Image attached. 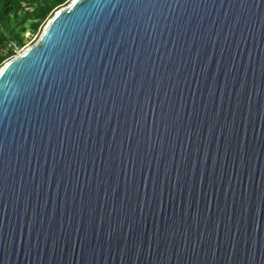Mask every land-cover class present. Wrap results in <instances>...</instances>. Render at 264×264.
I'll return each instance as SVG.
<instances>
[{
    "label": "water",
    "instance_id": "95a60500",
    "mask_svg": "<svg viewBox=\"0 0 264 264\" xmlns=\"http://www.w3.org/2000/svg\"><path fill=\"white\" fill-rule=\"evenodd\" d=\"M0 264H264V0H70L0 66Z\"/></svg>",
    "mask_w": 264,
    "mask_h": 264
},
{
    "label": "trees",
    "instance_id": "16d2710c",
    "mask_svg": "<svg viewBox=\"0 0 264 264\" xmlns=\"http://www.w3.org/2000/svg\"><path fill=\"white\" fill-rule=\"evenodd\" d=\"M69 1L0 0V66L24 46L26 32L35 33Z\"/></svg>",
    "mask_w": 264,
    "mask_h": 264
},
{
    "label": "rangeland",
    "instance_id": "374dc122",
    "mask_svg": "<svg viewBox=\"0 0 264 264\" xmlns=\"http://www.w3.org/2000/svg\"><path fill=\"white\" fill-rule=\"evenodd\" d=\"M45 23H46V22H45ZM42 28H43V26H42L39 30H37L35 33H33V34H30L29 32H26V34H25V38H26V40H25V44H24L23 47H26L27 45L33 43V42L37 39V37L39 36V34H40ZM23 47H22V48H23ZM22 48H21V49H18L17 52L21 51Z\"/></svg>",
    "mask_w": 264,
    "mask_h": 264
},
{
    "label": "built area",
    "instance_id": "2783aa9c",
    "mask_svg": "<svg viewBox=\"0 0 264 264\" xmlns=\"http://www.w3.org/2000/svg\"><path fill=\"white\" fill-rule=\"evenodd\" d=\"M18 53V52H17Z\"/></svg>",
    "mask_w": 264,
    "mask_h": 264
}]
</instances>
